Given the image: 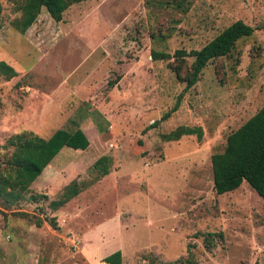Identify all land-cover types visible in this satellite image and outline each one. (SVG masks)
<instances>
[{"label": "rangeland", "instance_id": "obj_1", "mask_svg": "<svg viewBox=\"0 0 264 264\" xmlns=\"http://www.w3.org/2000/svg\"><path fill=\"white\" fill-rule=\"evenodd\" d=\"M159 1L81 0L57 22L41 9L20 34L15 2L0 0V60L15 71L0 77V146L13 133L75 127L88 141L62 147L29 184L45 198L28 193L0 213V264H103L116 249L121 264H264L263 201L244 181L215 194L209 164L264 102V0H185L184 11ZM235 20L252 34L187 89L150 59L198 49ZM179 125L200 138H159ZM101 156L108 172L96 179ZM71 180L84 186L50 210ZM13 212L53 217L56 228Z\"/></svg>", "mask_w": 264, "mask_h": 264}, {"label": "trees", "instance_id": "obj_2", "mask_svg": "<svg viewBox=\"0 0 264 264\" xmlns=\"http://www.w3.org/2000/svg\"><path fill=\"white\" fill-rule=\"evenodd\" d=\"M13 1L17 16L10 21V24L21 34L35 20L41 9L52 21L57 22L69 5L81 0ZM185 2V0H162L158 4L184 11ZM252 31V27L240 20H235L198 49H191L187 52L183 49H175L171 54L151 50L150 59L165 61L166 67L174 77L183 83V89H187L197 81L202 68L208 62L228 56L235 42L240 38L250 36ZM188 58H191L189 63L186 60ZM14 75V69L0 60V77L8 80ZM107 85L110 86L111 83L107 82ZM175 108L176 103L170 111ZM167 116L168 112H165L161 119ZM192 134L199 139L200 128L179 125L168 132L161 133L159 138L162 141H176L181 136ZM87 144L85 134L78 127L69 131L55 129L45 138L30 131H21L7 136L0 146L2 150L0 155V213L4 214V211H9L29 193V184L62 147L83 150ZM107 161L105 156H101L92 163L96 179L107 174L108 169L105 164ZM209 164L212 189L215 194L232 191L244 181L264 203V102L250 117L226 135L223 149L209 155ZM83 186L71 180L63 186L56 199L47 202V207L55 210L80 192ZM26 197L29 201L37 202L45 198V195L29 193ZM13 214L26 218L37 227L45 221L50 227L56 228L53 217L41 219L24 212H13ZM205 241L206 246L210 247V241L207 239ZM101 261L103 264H121L120 251L116 249L104 255ZM166 264L172 263L167 262Z\"/></svg>", "mask_w": 264, "mask_h": 264}, {"label": "crops", "instance_id": "obj_3", "mask_svg": "<svg viewBox=\"0 0 264 264\" xmlns=\"http://www.w3.org/2000/svg\"><path fill=\"white\" fill-rule=\"evenodd\" d=\"M40 174V173H39Z\"/></svg>", "mask_w": 264, "mask_h": 264}]
</instances>
